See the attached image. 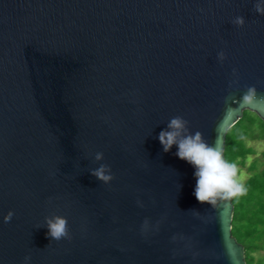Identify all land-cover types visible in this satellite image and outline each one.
Returning a JSON list of instances; mask_svg holds the SVG:
<instances>
[{"label":"water","instance_id":"water-1","mask_svg":"<svg viewBox=\"0 0 264 264\" xmlns=\"http://www.w3.org/2000/svg\"><path fill=\"white\" fill-rule=\"evenodd\" d=\"M255 2L0 0V264H247L232 199L198 202L158 135L182 116L225 159L245 111L264 122ZM54 215L71 240L47 236Z\"/></svg>","mask_w":264,"mask_h":264},{"label":"clouds","instance_id":"clouds-1","mask_svg":"<svg viewBox=\"0 0 264 264\" xmlns=\"http://www.w3.org/2000/svg\"><path fill=\"white\" fill-rule=\"evenodd\" d=\"M254 11L264 15V0H256ZM232 23L242 27L245 20L242 16H237ZM218 59L221 62L225 59L223 51L218 54ZM233 71L235 74V70ZM257 96L255 86L247 87L239 103L241 106H250L257 101ZM158 139L165 153L169 152L175 145L178 149L175 155L194 167L196 186L193 194L198 202L215 207L218 201L230 200L245 193L243 184L237 178V166L224 159L223 153L217 145L207 143L200 131L191 133L189 122L182 116L171 118L166 129L159 133ZM102 159L103 153L95 155L96 161ZM90 174L105 184L113 179L111 169L106 164H101L98 168L91 170ZM13 215L14 213L9 211L3 217L4 222H10ZM45 226L48 230L47 236L52 240H71L72 238L65 217L59 215L45 217ZM148 228L149 222L145 220L142 231H146ZM28 260L30 257H25V264Z\"/></svg>","mask_w":264,"mask_h":264},{"label":"trees","instance_id":"trees-1","mask_svg":"<svg viewBox=\"0 0 264 264\" xmlns=\"http://www.w3.org/2000/svg\"><path fill=\"white\" fill-rule=\"evenodd\" d=\"M264 142V122L245 111L243 118L227 133L225 160L238 169V180L247 160L257 153L248 143ZM249 178L242 183L245 193L232 198L234 217L232 234L245 249L247 264H264V153L248 168Z\"/></svg>","mask_w":264,"mask_h":264},{"label":"rangeland","instance_id":"rangeland-1","mask_svg":"<svg viewBox=\"0 0 264 264\" xmlns=\"http://www.w3.org/2000/svg\"><path fill=\"white\" fill-rule=\"evenodd\" d=\"M248 145L252 148L255 149L256 155L249 157L247 160V166L242 170L241 176L239 177V181L241 183H244L250 176L248 168L251 165V163L256 159V158H261L262 154L264 153V142L263 141H255V142H250ZM261 255H264L262 253Z\"/></svg>","mask_w":264,"mask_h":264}]
</instances>
